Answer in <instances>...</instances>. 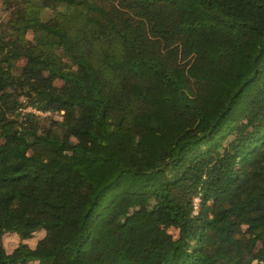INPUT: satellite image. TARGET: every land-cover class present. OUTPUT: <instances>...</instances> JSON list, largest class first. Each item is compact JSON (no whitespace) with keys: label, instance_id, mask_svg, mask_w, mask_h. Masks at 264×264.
<instances>
[{"label":"trees","instance_id":"trees-1","mask_svg":"<svg viewBox=\"0 0 264 264\" xmlns=\"http://www.w3.org/2000/svg\"><path fill=\"white\" fill-rule=\"evenodd\" d=\"M0 3V264H264V0Z\"/></svg>","mask_w":264,"mask_h":264},{"label":"rangeland","instance_id":"rangeland-1","mask_svg":"<svg viewBox=\"0 0 264 264\" xmlns=\"http://www.w3.org/2000/svg\"><path fill=\"white\" fill-rule=\"evenodd\" d=\"M0 6H1V3H0ZM5 16V13L0 9V19L3 18ZM28 37L29 38H32L33 37V33L32 32H29L28 33ZM57 84H61V81L58 80L57 81ZM43 115H50V113H47V114H43ZM55 118H60L61 115L60 114H55L54 115ZM43 232L42 231H39V232H36L34 237L32 239H30V242L31 244H35V242L41 238L43 236ZM21 239L19 237V235H17L16 233H6L3 237V243H4V246L6 248V250L8 252H11L13 251L17 246L18 244L20 243Z\"/></svg>","mask_w":264,"mask_h":264}]
</instances>
